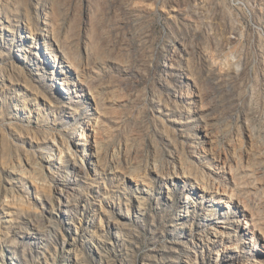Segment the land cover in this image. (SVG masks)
Listing matches in <instances>:
<instances>
[{
    "label": "rangeland",
    "instance_id": "374dc122",
    "mask_svg": "<svg viewBox=\"0 0 264 264\" xmlns=\"http://www.w3.org/2000/svg\"><path fill=\"white\" fill-rule=\"evenodd\" d=\"M0 264H264V0H0Z\"/></svg>",
    "mask_w": 264,
    "mask_h": 264
}]
</instances>
